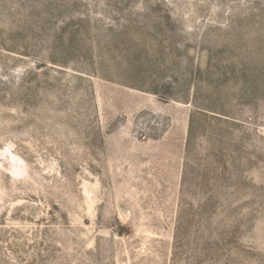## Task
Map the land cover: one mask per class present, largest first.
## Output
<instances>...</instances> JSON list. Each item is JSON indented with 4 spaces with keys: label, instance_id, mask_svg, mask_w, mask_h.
<instances>
[{
    "label": "rangeland",
    "instance_id": "374dc122",
    "mask_svg": "<svg viewBox=\"0 0 264 264\" xmlns=\"http://www.w3.org/2000/svg\"><path fill=\"white\" fill-rule=\"evenodd\" d=\"M0 264H264V0H0Z\"/></svg>",
    "mask_w": 264,
    "mask_h": 264
}]
</instances>
